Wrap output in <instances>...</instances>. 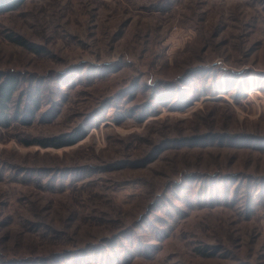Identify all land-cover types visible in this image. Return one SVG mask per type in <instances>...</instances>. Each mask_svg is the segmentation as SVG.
I'll return each mask as SVG.
<instances>
[{"label": "rangeland", "instance_id": "rangeland-1", "mask_svg": "<svg viewBox=\"0 0 264 264\" xmlns=\"http://www.w3.org/2000/svg\"><path fill=\"white\" fill-rule=\"evenodd\" d=\"M8 71L0 264H264V0H26Z\"/></svg>", "mask_w": 264, "mask_h": 264}, {"label": "trees", "instance_id": "trees-1", "mask_svg": "<svg viewBox=\"0 0 264 264\" xmlns=\"http://www.w3.org/2000/svg\"><path fill=\"white\" fill-rule=\"evenodd\" d=\"M26 0H0V14L13 11L20 7ZM11 40L29 50H35L34 45L22 37H13ZM20 79L16 73L0 72V125L10 124L11 105L13 106L16 93L20 89ZM84 136L80 129L73 133L37 139L42 146L60 147L74 144Z\"/></svg>", "mask_w": 264, "mask_h": 264}]
</instances>
